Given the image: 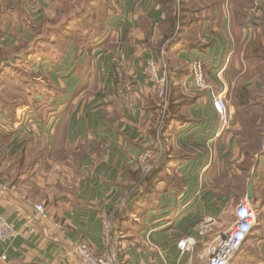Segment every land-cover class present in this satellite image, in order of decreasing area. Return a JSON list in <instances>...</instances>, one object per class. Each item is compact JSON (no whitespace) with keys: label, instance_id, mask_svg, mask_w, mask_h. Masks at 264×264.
<instances>
[{"label":"crops","instance_id":"obj_1","mask_svg":"<svg viewBox=\"0 0 264 264\" xmlns=\"http://www.w3.org/2000/svg\"><path fill=\"white\" fill-rule=\"evenodd\" d=\"M254 1L185 0L180 26L177 11L169 17L157 0H115L91 50L72 45L59 56L52 40L38 47L46 16L62 13L60 0H0V220L17 232L0 242V264H81L75 244L86 239L104 251L108 218L117 264H205L245 197L258 224L232 264H264V104H237L242 86L264 102L246 81L264 76L246 58L264 29V5L250 11ZM24 60L34 61L26 84L14 69ZM195 60L210 90L194 86ZM150 61L166 66L171 86L162 125ZM221 93L232 127L212 140ZM147 149L162 151V163L141 181ZM205 217L215 230L202 236Z\"/></svg>","mask_w":264,"mask_h":264},{"label":"built area","instance_id":"obj_2","mask_svg":"<svg viewBox=\"0 0 264 264\" xmlns=\"http://www.w3.org/2000/svg\"><path fill=\"white\" fill-rule=\"evenodd\" d=\"M264 3V0H261ZM147 71L154 86L155 93L160 100V124L162 125L168 115L170 103V81L168 80L166 66L159 68L156 62H148ZM164 72V74H162ZM192 79L194 86L200 90H210L211 86L206 80V73L202 61L195 60L192 64ZM213 108L218 118L219 129L212 137V140L220 137L223 133L229 131L232 127L229 106L225 93L217 94L213 99ZM163 152H154L147 149L139 157L141 181L147 180L162 162ZM2 184L0 183V187ZM124 201L118 209V213L125 210ZM35 210L42 217H46L42 205L35 206ZM234 223L224 232L216 235L214 242L208 248L205 264H232L236 255L240 252L243 244L251 235L258 224V213L251 206L247 197L242 199L235 212ZM113 222L111 219L104 221L105 248L102 252H96L90 243L84 239L75 244L74 251L80 259L81 264H117V255L112 242ZM215 230V220L211 217H205L198 226L200 235L205 236ZM35 227H30L29 232L34 234ZM17 236V232L12 223L6 220H0V242H11ZM181 250L188 248V242L183 241L179 244Z\"/></svg>","mask_w":264,"mask_h":264},{"label":"trees","instance_id":"obj_3","mask_svg":"<svg viewBox=\"0 0 264 264\" xmlns=\"http://www.w3.org/2000/svg\"><path fill=\"white\" fill-rule=\"evenodd\" d=\"M70 1L71 0H69L68 2H64L63 0H60V2H62V5H67L68 3H70ZM157 1L162 5L164 11L167 13L169 17L172 18L173 17L172 14L177 11V13H175V21L177 18L179 25L182 26L183 13L185 14V12H187L188 10L187 8L188 5L186 6L185 0H157ZM15 2L18 4L19 0H15ZM92 3L93 0H87L86 7L84 9L85 15L89 11V6H91ZM111 4L112 5L108 4V0H102L100 2H96V4L93 5L95 10L97 7L101 10L99 13L101 24L98 27H96L95 25L82 24V23L70 25L69 23L70 21H68L67 23H64V25L59 27L56 31H54V34L56 36L54 41L55 44L54 50L57 51V54H59V56L64 55L65 53L71 50L72 45H76V53L80 52L81 50H86L89 52L91 50V44L98 38L102 37L105 32L106 21L110 17L111 12H113L114 10V3ZM96 19L97 16L95 14L93 17V21H95ZM74 20L78 21L80 20V18L77 17ZM176 37H174L170 42L176 39ZM247 58H249L252 61L254 60L258 64L264 66V49L261 47V49L259 50L258 49L249 50V52L247 53ZM261 87H263L264 90V85H261ZM237 99H240V101L237 103L238 106L249 105L250 103L259 104V106L264 104V102L262 103L259 100V96L256 93H254V91H249L246 87L243 86L239 87L238 89ZM170 106L171 104L169 103L167 116H169ZM157 171L158 169L155 170L154 173L147 180L152 179L156 175Z\"/></svg>","mask_w":264,"mask_h":264},{"label":"rangeland","instance_id":"obj_4","mask_svg":"<svg viewBox=\"0 0 264 264\" xmlns=\"http://www.w3.org/2000/svg\"><path fill=\"white\" fill-rule=\"evenodd\" d=\"M100 1H102V0H93V3L91 4V6H89V11L87 12L86 15L84 13V9L86 7L87 0H71L70 3H68L67 5L60 6V10H62L61 15L55 16L54 18H52V14H50L49 16H46L42 25L40 26V28L42 29L41 30L42 31V33H41L42 40H41L40 45H42V47H38V50H42V49L44 50V48H43L44 47V40H48V41L52 40V42L54 43L53 39H55V37H56L54 34V31H56L59 27H61L62 25H64V23H67L68 21H70L69 22L70 25L82 23V24L95 25L96 27H98L101 24V19L99 16V13L101 10L98 7L95 10L93 5H95L96 2H100ZM111 3H114V0H108V4L112 5ZM263 5H264V3H262L261 0H256L252 4V7H250V11L251 10H258V9L262 8L261 6H263ZM95 14L97 16V19L95 21H93V17ZM77 17H79L80 20H78V21L74 20ZM263 37H264V32L262 29L261 39L255 41V46H256V49H258V50L261 49V47L264 49V44H263L264 40H262ZM53 47H54V44H53ZM34 49H36V48H34ZM27 50H28V47H26L24 49H19L18 55L19 56H25V54H21L20 51L24 52ZM36 52H37V49H36ZM42 55L45 58V55L43 53H42ZM32 56H33L32 60L36 61L37 58H35L36 55L34 52H33ZM246 58H247V53H246ZM34 61L27 62L26 60H24L23 62H19V63L17 61H15L14 65L16 66V68H14V69H16L18 74H20L24 77L25 84H26L27 79L31 78L32 66L34 65ZM248 67L250 68L249 70H251V71L264 72V66L258 64L255 61L250 62L248 64ZM9 71H11V69ZM247 80H249L248 83L250 85L254 86V88L260 87L261 90H263V87H261V85H264V77H261L259 80H252V79L250 80V77H248V78H246V81ZM29 82H31L33 84L34 81H29ZM238 84H236V85H238ZM42 85L45 86L47 84H42ZM34 89H37V87H35ZM23 97L25 100L24 102H26V98H27L26 95H23ZM234 97L235 96H233V98L231 100L232 104H234ZM14 99H12V100H14ZM262 130L264 132V128H262Z\"/></svg>","mask_w":264,"mask_h":264},{"label":"water","instance_id":"obj_5","mask_svg":"<svg viewBox=\"0 0 264 264\" xmlns=\"http://www.w3.org/2000/svg\"><path fill=\"white\" fill-rule=\"evenodd\" d=\"M248 195L249 197L253 196V186L251 182L249 183V186H248Z\"/></svg>","mask_w":264,"mask_h":264}]
</instances>
